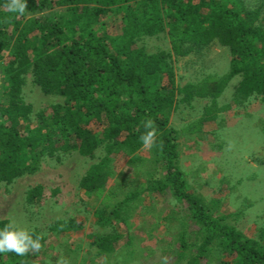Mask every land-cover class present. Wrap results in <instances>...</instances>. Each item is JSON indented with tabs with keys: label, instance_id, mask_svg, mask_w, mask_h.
I'll return each instance as SVG.
<instances>
[{
	"label": "trees",
	"instance_id": "16d2710c",
	"mask_svg": "<svg viewBox=\"0 0 264 264\" xmlns=\"http://www.w3.org/2000/svg\"><path fill=\"white\" fill-rule=\"evenodd\" d=\"M246 2L27 0L26 14L16 18L8 13L6 0H0V187L35 173L43 155L61 158L78 152L97 158L102 149L104 155L80 179L85 193L105 191L115 173L116 156L139 167L145 181L95 210L101 227H114V220L127 224L129 209L145 194L172 195L177 204L164 221L176 230L169 246L177 245V264H200L216 253L220 264H264V221L258 237H249L228 222L234 213H216L220 200L207 204L188 190L179 160V134L170 126L171 112L197 98L208 103L191 130L216 121L232 107L220 106L219 98L237 76L234 103L241 107L251 98L264 103V6L252 8ZM162 33L177 56L200 52L214 42L229 48V71L181 86L170 53H149L139 45L143 37ZM28 75L43 93L60 101L34 113L24 96ZM147 119L158 128L157 145L150 148L148 159L139 154ZM257 127L264 139V118ZM43 191V185L30 188L27 203L39 202ZM8 221L0 216V227ZM81 227L71 219L51 229L58 228L60 234ZM122 237L116 231L95 235L97 254L114 252ZM47 239L44 236V247ZM43 248L23 257L0 255V264H36Z\"/></svg>",
	"mask_w": 264,
	"mask_h": 264
},
{
	"label": "rangeland",
	"instance_id": "374dc122",
	"mask_svg": "<svg viewBox=\"0 0 264 264\" xmlns=\"http://www.w3.org/2000/svg\"><path fill=\"white\" fill-rule=\"evenodd\" d=\"M246 1L252 8L264 6V0ZM139 45L149 53H170L181 86L229 71L230 50L218 42L185 56L172 52L166 33L143 37ZM3 76L0 63V102L4 99L1 94ZM27 78L24 96L33 105L34 113L60 101L58 96L43 93L33 82L32 75ZM239 80L238 76L231 79L219 98L220 106L232 104V107L220 113L216 121L191 130L190 126L198 120L202 108L208 103L207 99L197 98L192 105L180 103L171 112L170 126L179 134V160L188 190L196 191L207 204L220 200L216 213H234L228 222L247 236L257 238L258 228L264 221V162L259 161L264 159V139L257 127L264 118V103L251 98L241 107L235 104L233 93ZM229 118L231 120L227 121ZM139 154L148 159L150 149L143 147ZM101 155H104L102 149L97 152V158L83 157L78 152L67 153L61 158L43 155L35 173L1 185L0 216L14 220L22 227L38 228L48 237L36 264H163L165 258L167 264H177V245L169 246L176 230H170L164 221L177 204L172 195H143L129 209L127 224L118 220H114V227L97 224L95 210L101 204L116 202L130 186L145 181L139 167L129 165L125 156H116L113 163L115 173L105 191L93 195L85 193L80 188V179ZM36 185L44 186L43 195L39 202L30 205L26 193ZM71 219L81 223L82 227L60 234L58 228L56 231L51 229L60 221ZM115 231L123 235L116 250L98 255L94 236ZM169 247L173 248L170 254L167 253ZM200 264H220L219 254L202 260Z\"/></svg>",
	"mask_w": 264,
	"mask_h": 264
},
{
	"label": "clouds",
	"instance_id": "9594fccd",
	"mask_svg": "<svg viewBox=\"0 0 264 264\" xmlns=\"http://www.w3.org/2000/svg\"><path fill=\"white\" fill-rule=\"evenodd\" d=\"M5 7L8 13L19 18L24 16L28 10L27 0H6ZM145 129L140 136V141L146 149L157 145L158 128L153 119H147L143 123ZM44 247V234L35 230L22 227L14 220H9L0 227V255L15 253L23 257L29 253H37ZM167 264V258L163 261Z\"/></svg>",
	"mask_w": 264,
	"mask_h": 264
}]
</instances>
